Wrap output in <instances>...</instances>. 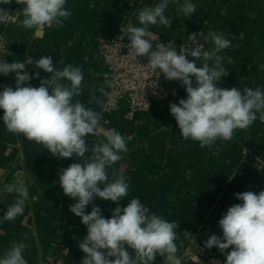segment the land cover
Here are the masks:
<instances>
[{"label": "crops", "instance_id": "obj_1", "mask_svg": "<svg viewBox=\"0 0 264 264\" xmlns=\"http://www.w3.org/2000/svg\"><path fill=\"white\" fill-rule=\"evenodd\" d=\"M158 3L159 0H67L71 16L64 26L37 31L19 26L23 5L13 0L11 4L0 5L9 13L6 22H0V33L9 41L10 62L50 55L57 69L62 70L68 64L82 68L83 91L81 96L73 97V102L79 101L102 114L101 136L103 130L114 128L127 141L129 151L120 153L121 160L108 169L110 178L113 173L122 174L130 185L121 207L132 198H139L157 216L175 221L179 225L176 255L182 264H224L225 255L216 247L205 248L204 243L212 234L222 235L218 221L228 207L240 203L236 193L264 190V165L257 168L259 161L264 162V122L257 119L246 130L237 129L232 140H217L211 148H201L198 142L181 137L170 114V102L178 103L187 94L179 82L169 80L176 92L168 100L156 102L148 111L136 114L134 119L126 117V104L114 113L102 112L109 81L97 50L99 36L117 32L127 24L141 26L137 19L139 10ZM192 3L196 11L190 17L180 16L176 11L178 5L173 3L165 13L172 21L171 27L152 25L149 29H160L166 42L203 29L201 40L206 49L211 47L205 41L208 32H223L231 46L220 55L231 57L233 63L223 61L229 75L222 77L218 86L264 89V70L260 69L264 65V0H192ZM200 65L201 61H197V66ZM26 70L30 74L40 71V78L30 81L34 87L50 75L32 63H26ZM14 76V73L7 77L0 74V91L4 86L15 87ZM101 136H89V147L98 143ZM88 155L85 154V159ZM74 162L75 157L58 159L43 145L7 132L0 119L3 181L0 218L16 199L15 192L3 190L4 184L19 177L29 190L24 214L13 222L0 223V256L14 243L21 242L27 245L23 255L28 264H81L85 254L78 244L87 229L70 211L76 200L65 196L59 183V172ZM93 203L102 209L105 218L111 217L116 206L100 198ZM91 207L90 204L86 211L90 212ZM60 244L67 247L66 253L59 250ZM155 264H166V259L157 255Z\"/></svg>", "mask_w": 264, "mask_h": 264}, {"label": "clouds", "instance_id": "obj_2", "mask_svg": "<svg viewBox=\"0 0 264 264\" xmlns=\"http://www.w3.org/2000/svg\"><path fill=\"white\" fill-rule=\"evenodd\" d=\"M12 2L0 0V5ZM15 3L23 5L19 26L26 29H59L71 16L66 8L67 0H15ZM173 3L178 5L176 11L180 16L190 17L196 11L192 0H183L182 4L180 0H159L155 6L143 7L137 17L141 26L129 25L126 29L130 41L126 45L127 55L146 56L148 69L185 88L186 98L178 103L170 102V114L183 139L198 142L201 148H211L217 140H232L237 129L246 130L257 119L264 122V89L218 86L222 77L229 75L223 61L233 63L231 57L220 55L231 46L223 32H208L205 37L211 45L208 49L204 44L182 45L178 52L174 42H160L153 50L152 41L156 40L151 38L149 26L171 27L172 21L165 13ZM8 15L0 7V22L5 23ZM197 61H201L200 66ZM26 63L50 75L34 87L30 81L40 78V71L30 74ZM260 69L264 70V65ZM12 73L15 87L4 86L0 91V110H3L0 119L7 132L43 145L58 159L75 157L77 161L59 172V183L63 194L76 200L70 211L87 229L78 244L85 254L81 264H155L157 255L164 257L166 264H182L176 255L179 225L175 221L157 216L139 198H132L121 207L130 185L122 174L113 173L110 178L108 169L121 160L120 153L129 151L127 141L114 128L103 130L101 136L102 114L79 101L73 102V97L81 96L83 91L82 68L68 64L62 70L57 69L50 55L28 58L26 62L0 60V74L7 77ZM89 136H101V139L89 147ZM3 190L9 194L15 192L16 199L0 223L13 222L24 214L28 186L18 177L4 184ZM235 197L240 203L228 207L218 221L222 235H210L204 247H216L226 257L224 264H264V190L243 191ZM96 198L116 205L110 218H105L102 209L93 203ZM90 204L91 211L87 212ZM185 235L191 234L185 232ZM26 247L24 243H14L0 256V264H28L23 255Z\"/></svg>", "mask_w": 264, "mask_h": 264}, {"label": "built area", "instance_id": "obj_3", "mask_svg": "<svg viewBox=\"0 0 264 264\" xmlns=\"http://www.w3.org/2000/svg\"><path fill=\"white\" fill-rule=\"evenodd\" d=\"M129 25L117 32L99 36L97 50L106 69L105 77L109 81L102 112L105 115L114 113L126 104V117L134 119L136 114L148 111L154 103L168 100L176 92V88L169 84L162 73L159 75L146 67V56L134 58L127 55L126 29ZM149 32L152 34L151 38L156 40L152 41L153 50L157 43H169L163 40L160 29H149ZM202 33L203 29L192 30L185 38L174 41V46L178 52L182 45L196 47L204 44L206 49V44L201 40ZM190 34H193L191 39ZM9 53V41L0 33V60L10 62ZM263 165L264 162L259 161L257 168L261 169ZM59 250L66 253L68 249L60 244Z\"/></svg>", "mask_w": 264, "mask_h": 264}, {"label": "water", "instance_id": "obj_4", "mask_svg": "<svg viewBox=\"0 0 264 264\" xmlns=\"http://www.w3.org/2000/svg\"><path fill=\"white\" fill-rule=\"evenodd\" d=\"M95 97V99L97 100V98H98V95H96V96H94ZM106 98V97H105Z\"/></svg>", "mask_w": 264, "mask_h": 264}]
</instances>
